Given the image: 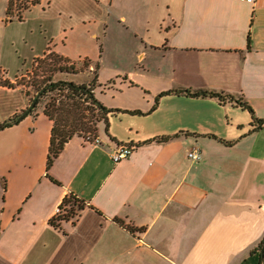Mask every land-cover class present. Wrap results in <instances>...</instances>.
Returning a JSON list of instances; mask_svg holds the SVG:
<instances>
[{"label":"crops","instance_id":"1","mask_svg":"<svg viewBox=\"0 0 264 264\" xmlns=\"http://www.w3.org/2000/svg\"><path fill=\"white\" fill-rule=\"evenodd\" d=\"M34 13L32 59L54 51L90 60L86 72L99 62L95 96L121 111L98 125L99 144L75 135L49 169L42 110L0 129V264H260L264 0H40L11 21ZM174 89L242 97L254 114L229 99L158 97ZM29 106L20 87L0 86V122ZM125 144L135 150L115 164ZM70 194L85 207L56 229Z\"/></svg>","mask_w":264,"mask_h":264},{"label":"trees","instance_id":"2","mask_svg":"<svg viewBox=\"0 0 264 264\" xmlns=\"http://www.w3.org/2000/svg\"><path fill=\"white\" fill-rule=\"evenodd\" d=\"M40 0H8V9L6 11V21H11L12 18L23 20L24 12L29 11L33 6L38 4ZM17 4V11L14 13L13 6ZM50 59V60H49ZM61 62V64H59ZM71 63L69 58H66L60 54L50 51L41 57H35L31 60V66H40L42 74L39 78H34L31 85L34 88V94L30 98V106L36 100L35 105L31 108L29 114L34 113L37 110H42L52 121V135L49 145V154L47 155L48 169L53 165L54 160L60 155L65 144L68 140H71L75 135L84 136L98 135V125L100 123L105 124L106 131L109 125V113L113 111H121L117 108H108L104 106L101 101L95 96L96 87L98 85L97 77L98 70L100 68L99 62L94 64L93 77L89 81L74 82L70 79L60 78L54 80L55 73H72L78 74L79 72L73 68L75 63ZM87 63V69L90 66V60L85 59ZM73 70V71H72ZM34 75L39 76L37 71H34ZM20 83H11L5 79L0 81V86H7L9 88L15 87ZM184 94L197 97H213L221 102L228 101L236 102V104L242 105L245 109H248L254 114L253 108L242 97L235 98L233 95L221 91H215L213 89L192 90V89H174L162 92L161 95L168 94ZM29 95V94H27ZM158 105V98L155 101V107ZM29 106V107H30ZM28 108V107H27ZM17 113L8 120L0 122V129L8 128L13 124H16L21 120L20 115ZM133 114H139L140 111H133ZM253 124L255 125L253 130L261 129L264 127V120L253 115ZM171 137H159L157 141L167 142ZM227 144H231L227 142ZM60 211L57 212L53 218L49 219L50 224L59 230H62V223L64 221L74 220L80 214V211L84 209L85 202L83 199L76 195H66L62 202L59 204ZM259 247L264 251V240L260 242ZM264 252L261 257L260 264H264Z\"/></svg>","mask_w":264,"mask_h":264},{"label":"rangeland","instance_id":"3","mask_svg":"<svg viewBox=\"0 0 264 264\" xmlns=\"http://www.w3.org/2000/svg\"><path fill=\"white\" fill-rule=\"evenodd\" d=\"M7 9L8 0H0V81L7 79L11 83H20L19 85L16 84V87L22 89L30 103V98L35 91L31 83L35 77L40 79L42 72L39 65L33 67L30 65V60L34 52L31 51L29 43L33 37L38 35L40 25L35 19V13L28 18L26 23L18 20L6 21ZM13 9L14 13L18 10L17 4L13 6ZM21 10L26 14L23 8ZM32 28L37 34L30 33ZM27 42L28 44H26ZM7 48L10 51V55L7 51H4V49ZM108 53H112V51ZM59 64H61V62H59ZM73 68L79 73L57 72L54 74L53 79L59 80L60 78H65L70 79V81L81 82L85 78L88 79L86 81H89L93 77V69L90 70L91 73L85 71L87 68V63H85V61L78 64L75 63ZM34 71H37L39 76L34 75Z\"/></svg>","mask_w":264,"mask_h":264},{"label":"built area","instance_id":"4","mask_svg":"<svg viewBox=\"0 0 264 264\" xmlns=\"http://www.w3.org/2000/svg\"><path fill=\"white\" fill-rule=\"evenodd\" d=\"M240 1H245L248 2L249 4H253L254 2H256V0H240ZM86 141L91 142L92 144H99L100 143V138L98 136H91L88 135L86 137ZM135 150V146L132 144H125V145H118L117 147H115L111 153H110V158L112 159V161L116 163L120 162L121 160L129 157L131 154H133ZM189 157L192 158L193 160H200L201 159V152L199 150H191L189 152ZM60 209L59 207L56 210V213L59 212Z\"/></svg>","mask_w":264,"mask_h":264},{"label":"water","instance_id":"5","mask_svg":"<svg viewBox=\"0 0 264 264\" xmlns=\"http://www.w3.org/2000/svg\"><path fill=\"white\" fill-rule=\"evenodd\" d=\"M36 100H34V102L32 103V105L30 107L27 108V110L20 115V118H24L26 115H28V113L30 112L31 108L35 105Z\"/></svg>","mask_w":264,"mask_h":264}]
</instances>
